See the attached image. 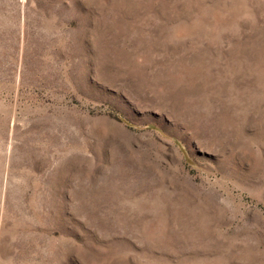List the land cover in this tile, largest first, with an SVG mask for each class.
Segmentation results:
<instances>
[{
  "label": "rangeland",
  "instance_id": "rangeland-1",
  "mask_svg": "<svg viewBox=\"0 0 264 264\" xmlns=\"http://www.w3.org/2000/svg\"><path fill=\"white\" fill-rule=\"evenodd\" d=\"M0 264H264V0H0Z\"/></svg>",
  "mask_w": 264,
  "mask_h": 264
}]
</instances>
